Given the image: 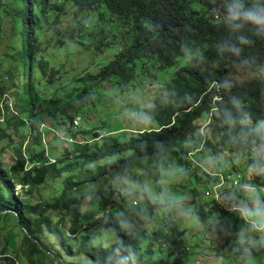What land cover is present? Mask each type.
<instances>
[{"label":"trees","instance_id":"obj_1","mask_svg":"<svg viewBox=\"0 0 264 264\" xmlns=\"http://www.w3.org/2000/svg\"><path fill=\"white\" fill-rule=\"evenodd\" d=\"M2 40L0 221L22 228L29 264H191L200 246L187 251L170 210L177 200L162 187L175 170H191L186 183L206 191L247 197L242 185L256 186L264 210V0H0ZM83 47L86 67L65 69L60 60ZM180 57L134 125L98 121L103 91L145 85L143 73L151 82ZM239 69L261 72L239 80ZM220 156L214 176L196 161ZM149 182H158L153 198ZM191 191L207 205L191 206L195 224L224 239L223 264H242L250 229L231 241L246 225L236 201L226 191L224 202L203 203L205 191ZM91 210L102 215L90 222ZM0 264L17 262L4 248Z\"/></svg>","mask_w":264,"mask_h":264},{"label":"rangeland","instance_id":"obj_2","mask_svg":"<svg viewBox=\"0 0 264 264\" xmlns=\"http://www.w3.org/2000/svg\"><path fill=\"white\" fill-rule=\"evenodd\" d=\"M7 50V42L4 40L0 41V75H2L7 66V62L4 60ZM86 50L87 49L84 47L79 48L77 56H64V58L60 60V63L64 65L65 69L70 67L76 71H81L86 67L88 61L87 56L83 55ZM184 61L185 59L183 57L178 58L175 64L169 66L162 72H158L157 78L151 82V75L143 73L141 75V80L144 82L147 80L149 82L145 83V85L144 83H141V86L136 85L127 92H121L118 86H113V88L107 89L108 92L103 91L94 111L98 121L101 122L106 118L107 124L110 127L134 125L139 113L138 106L152 105L156 96H164L166 83L171 79L177 67ZM260 72L261 71H255L253 69H239L237 72V78L239 80L249 79L258 75ZM118 134L121 133L118 132ZM12 156L13 151L7 149L6 153L2 155V158L6 162H9ZM217 159L218 158L212 159L209 157L204 161H196L200 167L205 169L210 175L214 176L213 173H216V170H224L221 164H224L226 160V158L222 156H220L218 160ZM171 174L173 175H169L170 180L163 183L162 186L164 191H167L165 195L167 199L177 200L175 202V204H177L171 206L170 210L173 213V216L179 220L181 227L185 226L186 228L187 232L185 237L187 238V251L191 252V254H194L195 252V250L189 246V243L199 244L200 246V252L197 254L198 257L191 264H223L228 260L224 255L227 254V251L230 249H221L222 254L218 255L216 246L220 248L224 243V239L220 235L212 234V232L206 228L207 226L195 224V219L191 212L193 210L191 206H195L196 209H206L207 205L201 204L199 202V197L194 196V193L191 190L200 191L201 193L205 191L201 197L203 203L214 200L216 195L218 196V199H216L217 201L224 202L223 198H225V196L223 197L222 195L224 192L228 191L229 194L226 198H233L236 201L243 213L244 222L246 223L245 226H242L239 229L241 235L237 236V238L234 237V240L231 241H234V243L240 242L247 229L249 228L251 230L245 233L243 237L244 243L243 246H241V249H237V260L238 262L243 260L242 264H264V228L258 226V217L256 215V213L264 215V210L257 205L259 194L251 193L256 190V186L250 187L242 185L241 188H245V190H247L246 192H248V196L246 197L245 191H240L237 188L235 190H227L219 189L216 186L209 187L206 191L203 189L202 184L198 183L195 186L194 184L186 183L187 178H194V173L191 170H175ZM228 176H230L229 180L231 182L238 178V174L235 172L230 173ZM221 179L225 181L224 175H221ZM157 183L149 182L145 187L146 193L152 198L160 193L158 192ZM242 193H244L243 198L240 196ZM173 200H169V202L172 203ZM133 203L136 207L140 204L139 201ZM249 213H253V215L250 216ZM140 214H144L142 210H140ZM101 215L102 214H98L96 211L91 210V215L86 218V220L91 222L94 221L93 218H99ZM22 234V228L13 218H5L0 221V251L5 248L8 256L16 258L17 264H29L26 261L27 258L25 253L27 245H24L22 242ZM231 241L225 245L230 246ZM230 261H234L233 258ZM45 263L50 264V261L46 259Z\"/></svg>","mask_w":264,"mask_h":264},{"label":"clouds","instance_id":"obj_3","mask_svg":"<svg viewBox=\"0 0 264 264\" xmlns=\"http://www.w3.org/2000/svg\"><path fill=\"white\" fill-rule=\"evenodd\" d=\"M257 22H261L257 20ZM249 215H253V213H249ZM258 219H257V224L259 227L264 228V215H260L259 213H256Z\"/></svg>","mask_w":264,"mask_h":264},{"label":"built area","instance_id":"obj_4","mask_svg":"<svg viewBox=\"0 0 264 264\" xmlns=\"http://www.w3.org/2000/svg\"><path fill=\"white\" fill-rule=\"evenodd\" d=\"M6 98H9V96L7 94H4L3 95V99L2 101L0 102V105L3 106V100L6 99ZM10 101V100H9ZM10 104H11V101H10ZM75 125L78 126L79 125V121L78 120H75ZM218 196L216 195L215 198H217Z\"/></svg>","mask_w":264,"mask_h":264}]
</instances>
